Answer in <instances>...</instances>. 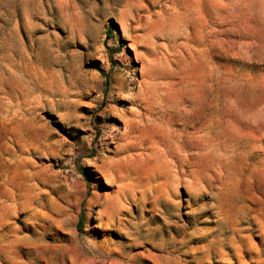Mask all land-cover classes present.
<instances>
[{"label": "rangeland", "instance_id": "1", "mask_svg": "<svg viewBox=\"0 0 264 264\" xmlns=\"http://www.w3.org/2000/svg\"><path fill=\"white\" fill-rule=\"evenodd\" d=\"M0 264H264V0H0Z\"/></svg>", "mask_w": 264, "mask_h": 264}]
</instances>
